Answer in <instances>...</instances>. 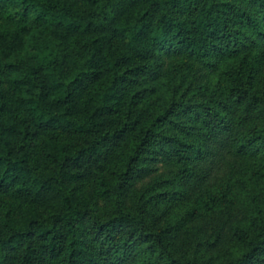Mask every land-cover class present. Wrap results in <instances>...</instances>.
<instances>
[{
  "label": "trees",
  "instance_id": "trees-1",
  "mask_svg": "<svg viewBox=\"0 0 264 264\" xmlns=\"http://www.w3.org/2000/svg\"><path fill=\"white\" fill-rule=\"evenodd\" d=\"M0 264H264V0H0Z\"/></svg>",
  "mask_w": 264,
  "mask_h": 264
}]
</instances>
